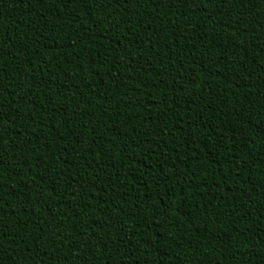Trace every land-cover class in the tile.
Segmentation results:
<instances>
[{
  "label": "trees",
  "instance_id": "1",
  "mask_svg": "<svg viewBox=\"0 0 264 264\" xmlns=\"http://www.w3.org/2000/svg\"><path fill=\"white\" fill-rule=\"evenodd\" d=\"M0 264H264V0H0Z\"/></svg>",
  "mask_w": 264,
  "mask_h": 264
}]
</instances>
